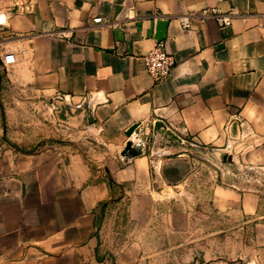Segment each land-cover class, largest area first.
I'll return each instance as SVG.
<instances>
[{
	"label": "crops",
	"instance_id": "0c3cea01",
	"mask_svg": "<svg viewBox=\"0 0 264 264\" xmlns=\"http://www.w3.org/2000/svg\"><path fill=\"white\" fill-rule=\"evenodd\" d=\"M157 42L174 62L162 82L143 59ZM242 129L234 161L264 166V0H0V264H112L104 217L121 188L177 187L196 174L191 145L232 148ZM129 139L144 151L127 159ZM261 196L215 189L264 229Z\"/></svg>",
	"mask_w": 264,
	"mask_h": 264
},
{
	"label": "rangeland",
	"instance_id": "374dc122",
	"mask_svg": "<svg viewBox=\"0 0 264 264\" xmlns=\"http://www.w3.org/2000/svg\"><path fill=\"white\" fill-rule=\"evenodd\" d=\"M250 130L234 147L191 145L196 174L153 194L121 188L109 202L103 248L112 264H264V229L217 206L215 189H259L264 166L234 161L247 152ZM231 156L232 161L224 159Z\"/></svg>",
	"mask_w": 264,
	"mask_h": 264
},
{
	"label": "built area",
	"instance_id": "2783aa9c",
	"mask_svg": "<svg viewBox=\"0 0 264 264\" xmlns=\"http://www.w3.org/2000/svg\"><path fill=\"white\" fill-rule=\"evenodd\" d=\"M209 13L221 26L231 24V14L222 12L218 9L205 11ZM95 22H101L102 17L98 16L93 19ZM183 27L188 26L185 19L181 20ZM144 64L148 74L157 82L164 81L171 73L173 67V58L168 54L163 42H157L154 47L144 55Z\"/></svg>",
	"mask_w": 264,
	"mask_h": 264
},
{
	"label": "water",
	"instance_id": "95a60500",
	"mask_svg": "<svg viewBox=\"0 0 264 264\" xmlns=\"http://www.w3.org/2000/svg\"><path fill=\"white\" fill-rule=\"evenodd\" d=\"M89 122H91V119H89ZM138 123H134L132 124L127 130H126V135L127 136H131V134L136 130V128L138 127ZM154 127L159 129L166 137H168L170 140H174V141H178V142H182L183 139L178 136L177 134H175L173 131H171L169 128H167L166 124L161 121V120H157L154 124ZM5 138V136H4ZM50 140H55V139H50ZM144 149H143V144L140 142H134L132 139L127 140V142L125 143L124 148L121 151V155L124 158L130 159L133 158L135 156L141 155L143 153ZM155 156H163L165 154H167L166 151L163 150H157L156 152L153 153ZM227 158V159H226ZM224 159L228 160V161H232V157L229 156H224Z\"/></svg>",
	"mask_w": 264,
	"mask_h": 264
}]
</instances>
